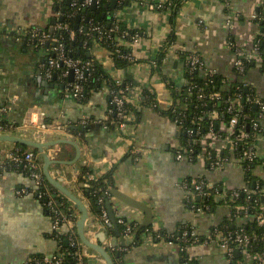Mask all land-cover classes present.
<instances>
[{
  "label": "crops",
  "instance_id": "crops-1",
  "mask_svg": "<svg viewBox=\"0 0 264 264\" xmlns=\"http://www.w3.org/2000/svg\"><path fill=\"white\" fill-rule=\"evenodd\" d=\"M62 1L67 2L0 0V28L7 31L0 37V115L8 125L19 127L13 130L20 129L29 118L40 121V111L45 113L46 122L59 120L67 126V132H55L52 138L58 139L57 136L65 134L77 143L80 153L73 144L62 142L60 149L52 146L49 155L63 161L53 164L52 171L63 177L71 188L82 187L78 178L84 166L95 177L115 166L114 182L106 198L108 215L107 202L110 201L116 219L121 217L140 225L147 217L143 208H148L152 211L150 226L155 233L161 231L173 237L181 236L185 230H193L201 239L210 236L215 226L231 217V209L222 202H215L210 209L193 211L188 206V192L182 183L187 178L202 177L210 184L240 188L246 182L241 160L232 150V159L220 168L211 167L203 158L178 160L175 151L181 145L179 127L151 104H145L143 99L149 90L155 94L154 99L160 107L167 108L172 104L168 79L177 87L186 83L187 51L198 52L208 67L227 81L237 80L236 54L229 46V40L242 43L252 40L258 32L261 34L253 15L261 12L264 0H184L177 11L175 24L170 9L151 7L168 0H125L114 17L141 33L140 40L131 44L136 62L126 68L114 69L109 50L99 44L93 45L92 54L111 67L114 77L130 85L128 102L140 115L129 112L127 137L121 136L108 121L110 96L107 85L91 89L83 99L67 97L69 77L53 80L43 73L41 65L50 54L48 46L36 45L23 34L22 30L33 26L52 29L57 13H63ZM172 32H175V40L167 47L161 70H155L152 60ZM20 33L23 34L21 39L16 40L15 36ZM245 75L254 94L264 99V57L246 70ZM44 81L51 84L44 86ZM227 81L225 88L230 86ZM83 120L87 122L84 124ZM260 123L263 131L255 139L259 162L254 175L264 194V117ZM86 125L87 128L80 129ZM133 147L140 150L137 159L129 154ZM16 149H19L18 145L13 150ZM35 188L34 179L24 163L11 164L6 171L0 172V264H21L32 257L51 256L61 250L53 214L33 193ZM111 188L138 201L143 208L119 199L110 192ZM87 203L92 212L88 222L96 228L92 234L94 239L100 243L111 239L117 245L127 247L124 264H183L185 259H189L190 264H240L238 252L229 260L218 242L209 239L190 243L184 255L176 242L168 244L165 240H157L147 231L140 242L134 244L133 237H125L123 244L121 228L118 227L119 234L116 230L111 234L102 228L101 214L89 199ZM70 205L73 207L71 202ZM74 212L78 213L75 208ZM236 222L240 224L243 220ZM83 257L87 264H101L97 257L87 254L86 249Z\"/></svg>",
  "mask_w": 264,
  "mask_h": 264
},
{
  "label": "built area",
  "instance_id": "built-area-1",
  "mask_svg": "<svg viewBox=\"0 0 264 264\" xmlns=\"http://www.w3.org/2000/svg\"><path fill=\"white\" fill-rule=\"evenodd\" d=\"M81 3H79V0H70V3L73 7H76L77 9H80L82 7L91 5L93 1H96L98 4L100 0H80ZM167 1H161L156 4H152L151 7L157 8V7H163L164 3ZM62 15L61 12L57 13V17ZM253 20L255 23L260 26V22H264V15L258 16L253 15ZM118 26L111 27L109 30L105 31L107 35H110L113 31L118 30ZM261 28V26H260ZM54 29H65L69 30L71 37L75 36L74 31L69 29V26L67 23H58L54 26ZM83 30V29H81ZM23 34H25L28 39L32 42L35 40L38 41L39 44L43 45L45 43L51 44V51H53L54 55H49L47 59L44 61V63L41 65L43 73L47 79H53L54 75L56 77H59L60 79L67 80V77H69V72L72 69L74 72L73 81H68L66 83V91L65 94L67 97L74 98V99H81L84 93V85L83 81L85 79L86 74L88 73L91 61H82L78 58L70 57L66 54L64 44L60 39V36L53 35L51 32H49L47 29H43L37 26H33L27 29L22 30ZM20 31V32H22ZM7 31H3L2 28H0V37L5 34ZM124 35H129L131 38L130 45L132 43H136L140 40L141 36L138 32L134 34H130L127 30H124ZM261 32V31H260ZM93 33H103L102 28L98 25L91 27V32L89 35ZM22 33L19 35H16V40L21 39ZM260 33H256L255 37L246 42L242 43H236L232 40H229V46L234 50L236 54V60H235V67H236V76L238 77L237 82H239L238 87L244 86L247 89H249L251 86L249 82L246 79V66L245 62L249 60H260V51H259V42L257 40V37ZM92 36V35H91ZM129 44L128 41H124ZM122 40L119 41V44H122ZM94 44H99L98 41H96ZM106 48V47H105ZM108 49V48H106ZM109 50V49H108ZM111 51H109L110 55ZM127 59H135L132 52H128L124 55ZM110 61L113 64V59L110 55ZM154 63V61H153ZM185 64L189 65L190 70H199L201 73L204 74L205 77L213 76L216 74V72L209 68L206 64L205 60L202 58V56L196 52V51H187L185 55ZM60 66H63V69H60ZM106 66V65H105ZM107 67V66H106ZM111 68V67H108ZM116 80V84H122L123 81L121 79H118L114 77ZM229 80L227 81L224 79V82H228L230 86L233 84V81ZM187 83V80H186ZM109 96H110V106L108 109V121L115 124V127L119 134L123 137H127L129 135V124H130V113H128L127 105L129 104L127 94L129 92V86L125 88H121L119 90H116L114 88L108 87ZM212 99H219L221 97L220 92L215 91L211 94ZM251 102L258 105V108L260 109V113L257 117L252 119L251 126L253 127L254 132L250 134L248 131H245L242 128H238L239 124V115L242 111V104L240 103V96H236L230 100V107L229 111L233 113L232 117L228 122H222L220 125V130L223 132V134H218L215 132H210L209 138L211 139V146L210 149L205 152V150L201 151L197 154V156H194L192 152L188 153L185 146L180 145L175 151V156L178 160L181 159H190L194 160L197 158H203L207 161L211 167L220 168L225 162L232 159L231 155H224L223 149L230 148L234 149V147L237 145V141H233L232 134L234 132H237V136L239 139H242V141H247L248 145L243 149L242 156L238 157L239 160H241L242 167L243 161H248L249 163H254L258 161V151L257 147L255 145V139L257 138L258 134L260 133V120L264 117V99L260 98L258 95L254 94V96L251 99ZM41 119L38 122H35L33 118H29L22 123L21 128H28V127H34L36 129H40L42 131L46 132H67V126L60 122L59 120H54L51 122H46V119L44 118L45 113L40 111ZM219 115L218 111L214 110L210 113V118L213 121L214 118H217ZM87 120H83L82 123H86ZM176 125L180 128L181 126L178 124V120H174ZM19 128L15 125H8L4 118L0 115V130H13V129ZM238 129V130H237ZM190 133L192 132L191 129L188 130ZM252 138V141L249 142L248 140ZM202 141H206V136L202 137ZM140 150L137 147H133L130 149L129 154L133 156L134 158H139ZM211 154L213 155L211 157ZM195 157V158H194ZM24 163L27 169L29 170V174L34 179V183L36 184V188L33 190V193L35 194L38 190V188H41L42 191L38 194V198L40 199L42 196L46 197L47 200V206L52 209L54 212V228L56 229L58 234H61L65 237L66 241L71 245V247L74 248L73 254L75 257L82 261L83 258V250L84 245L82 241L80 240L77 228H76V221L79 217V212L76 213L73 211L72 214L66 215L64 212H62L60 208V204L57 201L56 197L58 193L55 192V190H52L47 183L45 182V177L43 173V164L37 153H35L33 150H27L25 152L19 153V150H13V151H0V172L6 171L8 167L11 164H22ZM245 170V168H244ZM255 169L253 170V173L255 174ZM89 179H97L99 177H95L91 173L88 174ZM209 182H206V180L202 177H193V178H187L183 181L182 187L186 189L188 192V196L191 197V199H202V198H209L212 195V192L210 189L206 188V184L210 187L215 186L214 184H208ZM78 193L83 195L85 200L87 201V197L82 192V188L76 187L75 188ZM215 192V201L216 202H222L227 201L228 203L226 206H228L231 209L232 214L237 219H245L246 216L251 211L250 207L248 205L243 204H235L231 203L234 202L241 193H246L247 197L250 198L252 193H256V191L259 190H251L247 184V182L244 183V185L240 188H225L223 185L214 187ZM259 189V188H258ZM262 191V190H261ZM190 199V198H189ZM100 202H102V199H100ZM210 205L204 204L201 206H197L195 204H191L190 208L193 211H204L207 209H210ZM255 210H257L256 214L253 215L254 219L257 221L259 225L264 226V206L254 207ZM259 210V211H258ZM100 225L102 228L109 230V227L112 225V221L108 215V213L104 210L100 215ZM233 218V217H230ZM117 223L122 224L124 226L123 230V236L126 238L131 239L132 238V231L135 227L139 226V223L136 221H128L123 218H118ZM152 232L154 234V237L157 240H165L168 244L177 243L180 249V253L184 252L188 245H183L179 242V240L182 241H189L190 243H196L199 241H202V239L197 235L193 230L187 231L185 230L181 236H173L171 239H163L161 238L159 231L153 232L152 230L148 231ZM111 235V234H110ZM257 238V235L254 233H248L246 230H244L242 227L235 230H228L225 227H219L218 225L214 227L212 230V233L210 236L205 237L204 240H212L217 241L221 249L225 252L229 260H232L236 253L238 252L241 256L240 264H264V252H252L250 250V244L253 243V240ZM104 246L107 248V250L112 255V252H116L118 250L123 249L122 246L117 245L114 243L111 239H107L103 241ZM66 253L63 250H59L57 253L51 255V256H42L40 258L32 257L29 260H26L25 262L21 264H64V258ZM183 264H190L189 259L183 260Z\"/></svg>",
  "mask_w": 264,
  "mask_h": 264
},
{
  "label": "trees",
  "instance_id": "trees-1",
  "mask_svg": "<svg viewBox=\"0 0 264 264\" xmlns=\"http://www.w3.org/2000/svg\"><path fill=\"white\" fill-rule=\"evenodd\" d=\"M184 0H168L164 3L163 7H157L160 10L170 9L172 23L175 24L177 11L181 7ZM61 9H63L62 15L57 17L54 22L52 29H47L53 35L60 36L61 41L64 44V48L66 54L73 58L81 59L82 61H91V66L88 73L85 76L83 81L84 85V93L83 96H86L87 93L91 89H96L101 87L102 85H107L108 87L119 90L121 88H125L130 86L126 81L122 84H116V80L113 76L112 69L106 67L103 63L98 61L95 56L92 54V47L96 41L100 43L101 46L106 47L111 51L110 55L113 59V68H126L131 66L136 62V59H127L124 57L128 52H132V47L130 45L131 38L129 35H124V30L130 32V34H134L140 31L136 29L129 28L125 23L118 21L115 17V11L118 10L125 0H117V4L115 6L111 5V0H100L99 3L93 8L92 4L77 9L73 7L71 3L67 4L66 1H62ZM79 3L81 1L79 0ZM264 15V6L261 9V12L258 16ZM58 23H67L69 29L74 31L75 36L71 37L69 30L65 29H54V26ZM100 26L102 28L103 33H93L89 35L91 32L92 26ZM118 26V30L113 31L110 35L104 33L109 30L111 27ZM261 28H264V22H260ZM83 29V30H81ZM28 38V37H27ZM122 40V44H119V41ZM175 40V32H172L169 36L168 40L161 47L159 53L155 57L154 66L155 70H161L162 62L164 61L167 53V47L170 43ZM257 40L259 42V51L260 58L264 57V31L258 35ZM128 41V43L124 42ZM34 44L39 46H48L49 53L54 55L53 51H51V44L45 43L43 45L39 44L38 41H34ZM49 54V55H50ZM258 60L253 59L245 62L246 70L252 67ZM63 66H60V69H63ZM184 77L187 80L182 87H177L175 83L168 79V87L171 88L173 94V102L167 108H162L158 105L157 101L154 99L155 94L150 92L149 90L145 92V96L143 102L145 104H151L157 111L160 113L170 117L173 121L178 120V124L181 126L180 130V141L181 145L185 146L188 153L192 152L194 156H197L201 151L209 150L211 146V139L209 138L210 132H215L218 134H223L220 130V125L222 122H228L232 117L233 113L229 111L230 100L236 96H240V103L242 104V111L239 115V124L238 128H242L245 131H248L250 134L254 132L253 127L251 126L252 119L257 117L260 113L259 108L254 107V103L251 102L252 97L254 96V90L251 88L247 89L244 86H240L239 82L234 81L231 86L228 88L224 87V76L220 74H214L213 76L205 77L203 73L199 70H190L189 65L184 64ZM68 78V77H67ZM218 91L220 92L221 97L219 99H212V92ZM83 99V98H82ZM128 113L133 112L135 114L140 115V112L135 110V108L128 104L127 105ZM214 110L218 111L219 115L217 118H214L213 121L210 118V113ZM110 122V121H109ZM111 123V122H110ZM113 124V123H112ZM261 124V123H260ZM115 126V124H113ZM260 132L263 131L262 126H260ZM191 129L190 133L188 130ZM238 130V129H237ZM206 136V141H202V137ZM233 141H237V145L232 149L226 148L224 151V155H230V150L233 151V154L236 157H241L243 149L248 145L247 141H242L237 136V132L232 134ZM252 141V138L248 140ZM19 153L25 152L27 150H33L37 153V150L30 148L24 145H18ZM213 155L211 154V157ZM195 158V157H194ZM196 159H194L195 161ZM42 161V159H41ZM259 161L254 163H249L248 161H243V166L245 168V181L247 182L249 188L251 190H259L256 193H252L251 197L248 198L246 193H241L239 197L231 203L235 204H243L248 205L251 211L246 216L245 219H242L243 222L238 224L235 216L230 215L233 218L226 217L225 220L219 224V227H225L228 230H235L242 227L248 233H254L257 235V238L253 240V243L250 244V250L252 252H264V226L259 225L257 221L254 219V216L257 212L252 206L260 208V206H264V194L259 183L257 177L254 175L253 170L257 166ZM115 171V166L112 167L111 170L102 174L97 179H89L88 174L90 170L86 166L82 168V172L79 175V183L82 185V192L84 195L91 201L93 208L99 212L100 214L106 210V198L109 191L110 186L114 182L113 174ZM45 177V176H44ZM205 179V178H204ZM206 180V179H205ZM45 182L52 189L55 190L47 181L45 177ZM206 182H209L206 180ZM209 184V183H208ZM214 187H210L206 184V188L210 189L212 195L209 198L202 199H191L188 196V206L191 204H195L197 206H201L204 204H208L210 206H214L215 201V192ZM259 188V189H258ZM42 191L41 188H38L35 193L36 196ZM56 193H58L55 190ZM190 198V199H189ZM57 201L60 204V208L62 212L66 215L72 214L74 208L70 205V201L60 195L58 193L56 197ZM102 199V202H100ZM40 200L47 206V198L42 196ZM222 203H228L227 201H222ZM48 209L52 212L54 217V212L52 209L48 207ZM259 211V210H258ZM118 227H120V231L123 234L124 226L118 223ZM137 227H135L132 231V237L134 239V244L140 242L142 240V235L148 230H152L151 226L136 231ZM109 232L111 234H115L114 226L111 225L109 227ZM161 238L163 239H171L172 236L166 235L164 232H159ZM178 236V235H176ZM58 239L61 242V250H63L66 255L64 258V264H87L86 257L82 258V261H79L75 255L73 254L74 248L66 241L65 237L61 234H58ZM202 239H204L202 237ZM179 242L183 245H189V241ZM127 251V247H123V249L118 250L116 252H112V257L114 258L115 264H124L123 257ZM182 255L185 252H181ZM42 256H37L40 258Z\"/></svg>",
  "mask_w": 264,
  "mask_h": 264
},
{
  "label": "water",
  "instance_id": "water-1",
  "mask_svg": "<svg viewBox=\"0 0 264 264\" xmlns=\"http://www.w3.org/2000/svg\"><path fill=\"white\" fill-rule=\"evenodd\" d=\"M70 3V0H67V4ZM117 4V0H111V5L115 6ZM97 5L96 1H93L92 7L94 8ZM258 12V9L257 11ZM231 14V11L230 13ZM264 31V28H261V32ZM74 72L71 69L69 72V80L73 81ZM56 75H54L53 80L56 79ZM51 83L48 81H44L43 85L48 86ZM53 86V84H52ZM257 108L258 105L254 104ZM94 126V125H92ZM97 127L99 125H96ZM88 126H80V129L87 128ZM54 133L42 131L40 129H36L34 127L28 128H20L17 130H0V151L8 148L10 150L14 149L15 145H24L30 148L37 150V155L43 161V173L46 177L49 184L60 194L66 197L72 204L73 207L79 212V217L76 221V228L77 233L84 245V249H86L87 254L94 255L97 257L101 264H115L114 258L104 246L103 243L96 241L93 237V232L95 231V226L91 225L88 222L90 215L92 214L89 205L83 195L78 193L76 189L69 187L63 177L56 176L52 171V165L55 163H63L60 159H54L49 155V149L53 146L56 149H60V143H71L75 147H77L78 153H80V148L78 147L77 143L68 137H65V134H61L57 136L58 139H53L52 136ZM110 192H112L116 197L125 201L127 204L132 205L134 207H141L143 206L138 203V201L132 200L128 197H124V195L119 194V192L115 188H111ZM108 209H109V216L112 221V224L115 227L116 233L119 234L118 231V223L117 219L111 209L110 201L107 202ZM144 211L147 213L146 220L142 222L136 229L143 230L149 227L152 223V211L148 208H143ZM121 242L125 244L126 238L122 237Z\"/></svg>",
  "mask_w": 264,
  "mask_h": 264
}]
</instances>
